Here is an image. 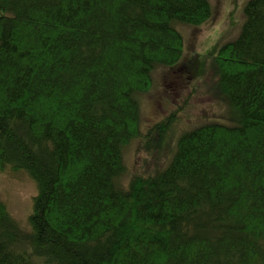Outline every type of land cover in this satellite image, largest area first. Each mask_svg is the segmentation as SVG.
Wrapping results in <instances>:
<instances>
[{"label":"trees","instance_id":"obj_1","mask_svg":"<svg viewBox=\"0 0 264 264\" xmlns=\"http://www.w3.org/2000/svg\"><path fill=\"white\" fill-rule=\"evenodd\" d=\"M211 15L208 0H0V173L35 185L27 230L0 199V264H264V0L214 56L235 124L180 130L162 166L126 175L138 95L182 58L172 23Z\"/></svg>","mask_w":264,"mask_h":264},{"label":"rangeland","instance_id":"obj_2","mask_svg":"<svg viewBox=\"0 0 264 264\" xmlns=\"http://www.w3.org/2000/svg\"><path fill=\"white\" fill-rule=\"evenodd\" d=\"M208 1L212 15L202 24L172 23L183 38L182 58L171 67H155L150 88L138 95L140 134L125 146L126 175L156 171L166 162L180 130L207 123L236 122L234 109L217 92L214 56L239 35L243 7L248 0ZM171 114L174 122L162 139L150 128ZM12 173L15 175L0 173V199L20 227L27 230L35 185L25 171Z\"/></svg>","mask_w":264,"mask_h":264}]
</instances>
